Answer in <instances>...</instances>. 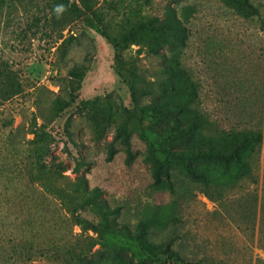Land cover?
Wrapping results in <instances>:
<instances>
[{
    "label": "rangeland",
    "instance_id": "1",
    "mask_svg": "<svg viewBox=\"0 0 264 264\" xmlns=\"http://www.w3.org/2000/svg\"><path fill=\"white\" fill-rule=\"evenodd\" d=\"M96 1L110 35L142 21L175 17L185 37L172 47L154 49L147 40L130 46L120 53L125 69L119 76L118 52L82 18L56 24L49 0H0V264L22 263L19 241L26 237L62 243L70 231L96 238L90 264H138L140 235L156 247L172 243L182 257L200 264L264 260L258 234L264 142L252 178L211 200L176 167L169 171L172 190L154 185L139 131L163 132L165 125L140 121L138 114L155 101L186 100L181 85L164 82L163 65L176 59L198 87L194 108L214 129L248 127V110L256 121L255 112L264 108V0H249L251 9L224 0ZM130 71L137 76L136 101ZM32 130L47 139L45 162L54 158L66 168L63 175L79 178L91 191L87 197L106 213L102 222L89 207L81 213L99 234L83 231L85 224L71 227L59 202L44 193L46 200L23 178L34 171L27 144ZM252 199H257L255 219L248 213L254 211ZM31 264L49 263L36 258Z\"/></svg>",
    "mask_w": 264,
    "mask_h": 264
},
{
    "label": "trees",
    "instance_id": "2",
    "mask_svg": "<svg viewBox=\"0 0 264 264\" xmlns=\"http://www.w3.org/2000/svg\"><path fill=\"white\" fill-rule=\"evenodd\" d=\"M227 3L238 5L244 9H251L249 0H224ZM51 3L54 23L60 20H73L82 18L85 24L103 36L113 47L116 54L117 74L125 69V64L120 53L132 45H141L147 40L152 48L162 46H176L182 42L185 35L183 24L175 17H169L165 23H159L157 19L142 21L118 35H110L104 29L97 14L96 0H49ZM71 22V21H70ZM163 73L167 75L164 82L170 88L181 85V89L187 94L182 104L165 101H155L138 110L140 121L148 120L153 124L164 123L163 132H157L141 128L140 138L148 147V162L150 164L153 183L159 188L167 187L172 190L170 182V169L176 167L184 172L192 181L201 186V191L212 200L214 194L221 195L226 190L233 189L240 182L250 180L253 176V160L258 154L264 142V108L255 112L256 121H253L254 113L246 112L249 126L243 129L220 130L214 129L212 123L197 109L194 108L198 97V87L176 59H169L163 65ZM132 76L129 83L132 99L136 101L138 91L135 87L138 83L137 76L130 71ZM73 76L81 79L82 74L75 72ZM74 100V98L72 99ZM90 102L82 101L81 105H90ZM1 105V102H0ZM127 139L126 130L120 129ZM34 137L27 141L31 145L29 164L34 171L24 175V179L32 185L34 192L39 193L48 200L44 193L53 196L58 201L65 221L71 226H86L83 231L89 230L99 234L97 225H90L81 217V213L89 207L97 215H102L100 221L106 220L102 207L87 197L91 191L85 188L81 180H71L63 175L65 167L52 158L49 163L43 158L47 139L35 131H29ZM184 145L175 148L176 144ZM49 157H52L51 155ZM77 166H80L78 164ZM78 172L75 167L73 173ZM255 182V181H254ZM253 182V183H254ZM97 192V189L93 190ZM43 193V194H42ZM49 202V201H48ZM252 219L256 218L257 199H252ZM251 218V217H250ZM241 225H239V228ZM106 230V227H103ZM82 231V232H83ZM70 236L62 243H38L31 238L19 241L20 251L18 255L22 259L21 264H31L36 258H43L49 264H90V253L96 245V238L88 236H75L70 231ZM259 241L264 240V194L262 195L259 218ZM140 256L138 264L149 260L154 264H200L185 259L181 254L171 248L172 243H167L163 248L150 244L143 236L136 237ZM111 245L110 240L105 241ZM257 264H264V260L258 259Z\"/></svg>",
    "mask_w": 264,
    "mask_h": 264
}]
</instances>
